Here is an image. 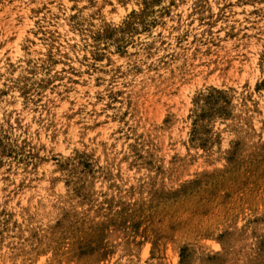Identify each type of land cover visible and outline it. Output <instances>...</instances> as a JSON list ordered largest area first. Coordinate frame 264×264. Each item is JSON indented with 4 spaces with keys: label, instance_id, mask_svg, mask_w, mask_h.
Segmentation results:
<instances>
[{
    "label": "rangeland",
    "instance_id": "rangeland-1",
    "mask_svg": "<svg viewBox=\"0 0 264 264\" xmlns=\"http://www.w3.org/2000/svg\"><path fill=\"white\" fill-rule=\"evenodd\" d=\"M0 264H264V0H0Z\"/></svg>",
    "mask_w": 264,
    "mask_h": 264
}]
</instances>
